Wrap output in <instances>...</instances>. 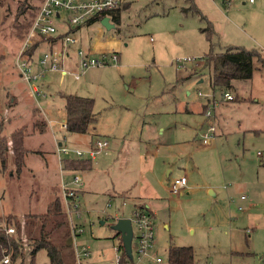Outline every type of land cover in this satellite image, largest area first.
Returning <instances> with one entry per match:
<instances>
[{
    "label": "rangeland",
    "instance_id": "374dc122",
    "mask_svg": "<svg viewBox=\"0 0 264 264\" xmlns=\"http://www.w3.org/2000/svg\"><path fill=\"white\" fill-rule=\"evenodd\" d=\"M40 2L0 0L3 143L21 127L25 134L31 129L27 103L34 96L16 62L29 40ZM123 4L120 24L100 32L102 26L96 22L87 32L95 43L106 47L120 40V61L111 62L108 55V64L80 71V79L64 76L60 70L47 71L39 79L45 96L34 98L54 119L65 146L83 148L99 137L109 141L110 149L94 160L88 181L82 177L83 186H78H85L88 195L81 196L84 211L79 220L84 232L77 240L92 248L96 260L113 264L119 255V239L111 225L119 217L131 218L139 198L154 201L158 193L166 199L159 202L161 210L154 218L156 242L135 264H151L157 255L166 259L172 242L194 247L201 264H264V66L259 70L260 62L254 57L253 78L236 80L226 89L213 88L208 69H204L208 53L230 46L254 50L264 60V0H123ZM208 21L214 31L212 48L208 34L202 31ZM48 39L54 38L34 36L28 52L39 55L43 51L37 43ZM183 58L194 60L180 67L177 59ZM64 67L77 70L71 60ZM225 92L233 94L234 100H227ZM20 93L23 97L18 98L16 109L21 120L14 114L12 100L13 94ZM61 94L95 99L97 121L89 133L62 130L66 115ZM208 110L211 116L207 118ZM210 123L216 130L205 143L201 135ZM31 147L27 163L37 172L31 174L27 167L21 172L9 163L6 169L0 165V224L5 226L8 216L18 220L24 243L23 259L18 257L10 264H50L45 248L36 253V259L30 255V236L24 224L29 214H46L59 197L56 190L50 192L51 179L46 182L41 171L50 147ZM181 174L189 178L187 188L182 195L170 194V181ZM130 191L132 196L126 199L110 196ZM233 250L248 253L240 256Z\"/></svg>",
    "mask_w": 264,
    "mask_h": 264
},
{
    "label": "built area",
    "instance_id": "2783aa9c",
    "mask_svg": "<svg viewBox=\"0 0 264 264\" xmlns=\"http://www.w3.org/2000/svg\"><path fill=\"white\" fill-rule=\"evenodd\" d=\"M253 1V0H250ZM123 0H41L38 5V9L33 18V24L28 36L29 40L19 50V56L17 59V68L20 70L21 75L25 81L31 86V90L34 95H41V86L38 84V80L50 70H60L62 75L72 74L76 79L82 77L80 71L108 64V55H111V62H118L120 59L119 51L112 49L111 51L95 52L91 49L78 47L76 49V59L70 57L68 47L71 44L79 43V38L74 35V30L81 27H91L96 22L106 28L102 23V18L107 17L110 22L116 24L115 15L118 12L121 13L123 8ZM34 36L39 38H58L62 41L60 49L44 50L38 59H33L32 54L28 52L31 47L30 41L34 39ZM66 59L71 60L76 66L74 68H65ZM37 60V61H35ZM193 58L177 59V64L180 67H185L188 62L193 61ZM39 64V69H35V64ZM227 100H234V95L225 92ZM216 105V102L215 104ZM208 118L211 116V112L205 114ZM208 131L201 135L202 142L208 143L210 139L214 137L216 126L210 123ZM63 128H67L66 122L63 124ZM90 147L87 149L72 148L65 146L63 143L58 145L59 154H69V157H63L62 160L66 161L71 158L77 159H90L95 160L100 154L109 150L110 145L107 138L96 139L91 141ZM259 154L261 152L259 151ZM62 157V156H61ZM63 161V162H64ZM1 165V164H0ZM70 182H65L62 186V193H64V209L66 210L67 221L71 228L72 240H73V253L75 255V264H101L98 260L93 258L92 248L85 243L79 242L77 237L84 232V226L80 223V218L84 209L82 208V201L79 185H82V177L76 171H72ZM187 184V176L182 175L175 178L170 185V190L173 194H179ZM2 195H0L1 201ZM245 198V195H242ZM123 205L127 204L124 200ZM131 213V222L133 225V245L132 254L133 259H130L127 255V260H123L121 247L123 245V238L118 236L119 243L116 247V253L119 255L114 260L115 264H135V261L139 262L144 259L150 249H152L156 242L155 229L156 222H154L153 214L149 209L142 208L138 205L133 206ZM243 206H239L242 209ZM116 221V220H115ZM2 225V224H0ZM7 235L16 232V227L12 225L3 226ZM136 230L138 234L136 235ZM136 239V241H135ZM125 252V249H124ZM1 263L10 264L12 257L9 254H5L2 257ZM164 261L162 256H156L153 258L151 264H162ZM264 263V261H263ZM212 264V263H207Z\"/></svg>",
    "mask_w": 264,
    "mask_h": 264
},
{
    "label": "trees",
    "instance_id": "16d2710c",
    "mask_svg": "<svg viewBox=\"0 0 264 264\" xmlns=\"http://www.w3.org/2000/svg\"><path fill=\"white\" fill-rule=\"evenodd\" d=\"M195 9L198 11L196 7ZM120 17L121 14L118 12L114 18L117 24L121 22ZM202 31L208 34L212 48L214 31L211 22ZM259 56L260 54L256 51L247 50L239 46H230L217 53L212 50L206 55V63L204 65V69L206 67L208 69L211 86L213 88L226 89L231 88L233 82L238 79H251L254 72L253 59ZM62 98L65 100V113L67 115L66 130L79 134L89 133L91 125L97 121V116L94 112L95 99L74 94H62ZM38 124H40V129L44 125L40 119L37 121L36 126ZM25 135L24 127H21V129L14 131L11 135L12 143L10 148L8 146V138L4 143L0 142V164L2 169H6L9 163L18 170H22L25 164L24 158L28 152L24 146ZM65 162L68 170L76 172L85 171V169L91 167V161L88 159H69ZM9 175H12L10 171ZM139 206L146 208L143 205ZM47 209L46 214L39 216L29 214L26 216L27 219L24 226L26 233L30 236L31 249L29 253L36 259V253L41 248H45L50 258V264H72L75 260V255L73 253L72 233L67 221L66 210L62 209V203L58 198ZM2 219L3 217L0 216V220ZM6 222L7 226L8 224H14L15 227L18 226V233L16 228L15 233L7 235L3 226L0 225V263L3 259L2 257L9 253L12 261H15L18 257L23 259L22 226H20L18 220H14L11 216L6 218ZM121 247L123 248V245ZM166 253L167 256L164 261H167L168 264H201L196 259V252L192 246H179L172 242L167 247ZM122 254L123 260L128 261L124 249Z\"/></svg>",
    "mask_w": 264,
    "mask_h": 264
},
{
    "label": "crops",
    "instance_id": "0c3cea01",
    "mask_svg": "<svg viewBox=\"0 0 264 264\" xmlns=\"http://www.w3.org/2000/svg\"><path fill=\"white\" fill-rule=\"evenodd\" d=\"M89 28L90 27H81L80 29L74 30V35L76 37H78L79 41H80L79 46H82L83 48H86V49L94 50L95 52H97V51L98 52L110 51L112 48H115L118 51L119 46H120V40L110 41L108 47H106L107 45L104 46L103 44H100L97 42L95 43L94 42V36H92L91 34L87 35ZM103 31H104V29H103V27H101L100 32H103ZM99 34H101V33H99ZM61 46H62V41L60 42L58 40V38L48 39L47 41L37 43V48L40 49L41 51L50 50V49H60ZM79 46H76V44H71L68 47V51L70 52V55H71L70 57H72L73 59H76V52L75 51ZM35 51H36V49H35ZM41 54H42V52H40L39 55L38 54L36 55V53H33L32 58L38 59V57H40ZM119 54H120V52H119ZM256 58H257V61L260 62L259 63L260 65H258V69H259V68H261L260 66H264V60L261 59V56L256 57ZM67 60L68 59H66V61ZM35 61H37V60H35ZM119 61H120V59H119ZM65 65H66V63H65ZM35 69H39V64H37V62L35 64ZM253 75H254V72H253ZM252 78H253V76L251 77V79ZM238 80H241V79H238ZM38 84L41 86V90H42V94L40 96H43V95L45 96V93L42 89V85L40 84V80L38 81ZM29 89H30L32 95L34 96V98H36L37 95L33 94L32 90H31V86H29ZM14 95H15V97H14ZM12 96H13L12 100L15 103L14 104L15 107L13 108L15 110V111L13 110L14 114L16 117H18L20 119L21 118L20 112L16 109V107H18L17 106L18 102H19L18 98H20V96L23 97V94L20 93L19 96L17 94H13ZM29 96H30V93H29ZM31 96H30V100H31ZM258 96L259 95H257V98H258ZM0 97L2 98L1 94H0ZM61 97H62V94H61ZM15 98H17V100ZM34 98H32L30 105H29V103H27V105H28L27 108H28V112H29L28 116L31 117V120H30L31 121V126H30L31 129L28 131L29 134L25 135V139H24V146L27 148L28 152L25 155V158H24L25 164H24L21 172L25 170V167L30 169L31 174H33L34 172H37V170L32 169V167L28 166V163H27V158L32 155V151H31L32 147L31 146L39 148L40 150L45 148L46 145L48 147H50L46 151V153L50 154V156L44 157L43 162H42V166H41L42 167L41 171L43 172L44 177L47 180L46 182L50 181V179H51L50 183L48 182V184H49L48 186H49V188H51L50 192H52V194H53L54 191L56 190L58 193L56 197H59L58 199L61 201V203H64V193H62V186L65 182H70L71 176L69 173H71L72 170H70V169L68 170L66 168V162L64 160H62L63 157H61V155L58 152V145H60L61 143H66V142H64V140H61L58 138L56 127L53 125L54 119L47 116V113L44 111V108H42V107H44V105H42L41 103L34 100ZM62 100H63V98H62ZM237 101H239V99H237ZM203 105H205V103H203ZM64 110H65V102H64ZM1 112H2V108L0 107V113ZM65 115H66V113H65ZM204 115H205V113H204ZM29 117L24 118V119H26L24 121H27V119H29ZM39 119L42 120L44 123V125H42L41 129L39 126L40 124H38L36 126V123ZM66 119H67V115H66V118L64 119V122H61V127H62V130L66 131L68 133L69 131H67L65 128H63V124L67 121ZM28 129H29V127H28ZM37 136H38V139H37ZM92 139L93 138H91V140ZM11 143H12V141L8 140L9 148L11 146ZM90 143H91V141H87L86 144L84 143V147L80 148V149L89 148ZM258 155H262V153L259 154V151H258ZM71 159L77 160V158H71ZM84 159H87V158H84ZM84 159H81V160H84ZM88 160H90V159H88ZM90 161H91V167L90 168L85 169V171H77L81 177H85V182L88 181L86 176L91 175L92 171L94 170V160L93 161L90 160ZM169 175H170V173H169ZM182 175H185V174H181L180 176H182ZM174 179H172L169 183L168 190L170 191V194H173L172 191L170 190V185ZM188 182H189V178L187 177V184L182 189L180 195H182L184 193L183 191H185V189L187 188ZM80 190H81V193H83L82 195L86 196L87 193H85L86 192L85 186H84V188H82ZM110 194H111L110 195L111 198H115V199L117 197H120L122 199H126L127 197L132 196V195H130V194H132L131 191H130V193H128V192H121V193L113 192ZM165 199H166V197L162 198L158 193H156L154 196V199H153L154 201H148L147 202V201H144L143 199L139 198L137 201L138 203H136L135 205L145 206L147 209L150 210V212L153 214V217L155 218L158 215L159 211L161 210V207H160L161 205L159 204V202H163ZM241 199H245V198L241 197ZM238 209L242 210L243 207H242V209H240V208H238ZM165 225H167V223H165ZM232 253L241 256V255H244L248 252L242 253L241 251L233 250ZM157 256H160V255H157ZM93 258L97 259L96 256H93ZM109 259H111V257H109ZM98 261L101 262L100 260H98ZM110 263L114 264L115 262L113 260ZM163 263H164V261H163ZM207 263H211V262H206L205 264H207ZM101 264H103V263L101 262Z\"/></svg>",
    "mask_w": 264,
    "mask_h": 264
},
{
    "label": "water",
    "instance_id": "95a60500",
    "mask_svg": "<svg viewBox=\"0 0 264 264\" xmlns=\"http://www.w3.org/2000/svg\"><path fill=\"white\" fill-rule=\"evenodd\" d=\"M102 23L106 27L107 30L115 27V23L110 22L107 17L102 18ZM101 223H104L102 220ZM112 229L115 230L116 235H121L123 238V246L125 249V253L129 256L130 259H133L132 254V245H133V225L131 219L128 217H119L112 225Z\"/></svg>",
    "mask_w": 264,
    "mask_h": 264
}]
</instances>
